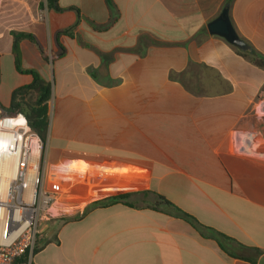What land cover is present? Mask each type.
I'll list each match as a JSON object with an SVG mask.
<instances>
[{
    "label": "crops",
    "instance_id": "crops-1",
    "mask_svg": "<svg viewBox=\"0 0 264 264\" xmlns=\"http://www.w3.org/2000/svg\"><path fill=\"white\" fill-rule=\"evenodd\" d=\"M21 2L12 31L37 39L20 42L22 68L52 85L43 187L57 195L32 264H264V68L208 29L229 7L264 59V0ZM74 26L60 48L55 34ZM12 31L0 37L5 107L32 82ZM157 195L228 237L227 250Z\"/></svg>",
    "mask_w": 264,
    "mask_h": 264
},
{
    "label": "built area",
    "instance_id": "built-area-1",
    "mask_svg": "<svg viewBox=\"0 0 264 264\" xmlns=\"http://www.w3.org/2000/svg\"><path fill=\"white\" fill-rule=\"evenodd\" d=\"M46 144L23 114L0 109V264H32L43 223L56 217L43 187Z\"/></svg>",
    "mask_w": 264,
    "mask_h": 264
},
{
    "label": "trees",
    "instance_id": "trees-1",
    "mask_svg": "<svg viewBox=\"0 0 264 264\" xmlns=\"http://www.w3.org/2000/svg\"><path fill=\"white\" fill-rule=\"evenodd\" d=\"M40 7H47L49 10H54L56 12L64 11V9L59 5V0H45L44 3L40 4ZM74 28L75 26L57 31L54 38L56 44L60 48H63L60 45V37L63 35L73 36ZM11 36L13 38L12 52L16 69L22 74L31 75L32 82L28 85L21 86L14 90V92L12 93L11 103L8 107L2 105L0 101V109L5 115L16 116L18 114H23L28 120L30 127L40 136L44 144H46L49 128L48 101L51 98L52 85L48 81L44 80L36 70H26L22 68L20 42L24 39H29L32 42L37 43L36 37L30 33L17 31H12ZM239 53L246 58L250 57V59L256 66L264 68L263 58H260L255 54L244 53L242 51H239ZM42 54H46V51L42 50ZM57 56L58 54L52 52L51 57L53 60L57 59ZM157 197L163 208L168 211H172L174 215L190 223L194 228L200 231L202 235L215 239L222 249L227 250L225 244L230 241L228 237L215 230L203 226L192 215L182 211L162 196L157 195ZM125 198L126 196L124 195L106 198L102 201L96 202L93 207L110 206L122 202Z\"/></svg>",
    "mask_w": 264,
    "mask_h": 264
},
{
    "label": "rangeland",
    "instance_id": "rangeland-1",
    "mask_svg": "<svg viewBox=\"0 0 264 264\" xmlns=\"http://www.w3.org/2000/svg\"><path fill=\"white\" fill-rule=\"evenodd\" d=\"M20 1L22 0H0V37L2 36V34L6 36V34L9 31L17 30L18 27H20V24L22 22L18 20V7L19 4L21 5L23 4L22 2L20 3ZM27 1L31 4V6L37 7L39 6V3H44L45 0H27ZM1 25H3V28L1 27ZM5 66H6V70H8L7 63L5 64ZM4 73L5 76L7 75V78L9 77L11 79L10 81L13 84L12 77L8 75V73L6 72ZM4 90L5 88L2 91V95L5 94ZM248 148L253 153H257L260 151L261 145H259V143L257 142H254L250 144Z\"/></svg>",
    "mask_w": 264,
    "mask_h": 264
},
{
    "label": "water",
    "instance_id": "water-1",
    "mask_svg": "<svg viewBox=\"0 0 264 264\" xmlns=\"http://www.w3.org/2000/svg\"><path fill=\"white\" fill-rule=\"evenodd\" d=\"M209 32L224 37L229 43L240 51L251 52V48L237 35L229 18V7H226L222 14L208 26Z\"/></svg>",
    "mask_w": 264,
    "mask_h": 264
}]
</instances>
